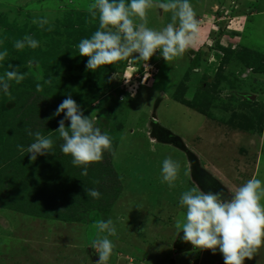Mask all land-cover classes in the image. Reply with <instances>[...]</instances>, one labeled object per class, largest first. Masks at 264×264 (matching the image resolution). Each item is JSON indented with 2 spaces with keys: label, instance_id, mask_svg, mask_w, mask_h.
Instances as JSON below:
<instances>
[{
  "label": "rangeland",
  "instance_id": "374dc122",
  "mask_svg": "<svg viewBox=\"0 0 264 264\" xmlns=\"http://www.w3.org/2000/svg\"><path fill=\"white\" fill-rule=\"evenodd\" d=\"M91 2L0 0V50L8 53L0 75L9 64L26 73L19 84L10 82L7 95L0 92V264H96L89 245L96 224L107 219L117 227L107 264H224L218 249L213 254L184 242L175 221L185 211L181 194L193 186L230 199L229 191H236L231 185L264 180V0H190L200 33L179 58L165 61L157 51L149 61L129 58L95 72L86 70L88 57L79 56L77 47L99 27L84 22ZM232 7L237 12L228 13ZM148 12L150 28L172 22L171 11ZM242 12L249 18L238 40L234 31L244 20L234 15ZM71 14L76 21L66 28ZM41 20L47 23L41 26ZM217 20L210 31L207 23ZM25 36L40 47L15 49ZM68 95L112 139L103 158L87 165V175L60 151L63 140L55 132L64 114L54 113ZM29 131L51 136V154L32 161L20 151L18 146L35 142ZM166 156L182 165L173 188L160 179ZM12 161L26 171L29 185L37 180L51 188L39 186L42 204L33 207L24 193L15 202L5 194L16 196L8 174ZM199 161L212 170L198 174ZM89 189L100 198L87 196ZM244 264H264V245Z\"/></svg>",
  "mask_w": 264,
  "mask_h": 264
},
{
  "label": "clouds",
  "instance_id": "9594fccd",
  "mask_svg": "<svg viewBox=\"0 0 264 264\" xmlns=\"http://www.w3.org/2000/svg\"><path fill=\"white\" fill-rule=\"evenodd\" d=\"M153 7L171 11L172 22L159 30L148 27L146 16ZM88 11L94 20L98 15L99 27L90 38L81 39L77 47L79 56L88 57L86 70L93 72L129 58L149 61L157 51L165 61L172 60L191 47L200 33L190 0H92ZM133 17H139L142 22L136 23ZM39 23L43 26L47 21ZM14 47L17 50L36 49L40 42L25 36L17 40ZM7 55L6 50H0V62ZM8 69L0 75V92L5 95L9 93L10 82L19 84L26 76L12 64ZM61 113L64 118L59 120L55 131L63 140L60 151L72 157L73 166H83L81 174L87 175V165L103 158V153L111 148L112 139L107 130L102 131L97 126L96 117L84 114L71 95L58 105L54 116ZM66 121L70 122L67 127ZM28 134L35 137V142L26 149L32 161L51 154L54 140L50 135L44 136L38 131ZM18 147L21 152L25 151L22 146ZM181 168L179 160L166 156L160 169L161 182L169 188L175 187ZM187 174L184 171V175ZM85 192L94 199L101 195L95 189ZM179 206L185 211L182 218L175 221L177 235L183 232L182 240L196 249L211 250L213 254L218 249L224 264H244L245 259H253L255 252L264 245V180L260 178L249 179L231 193L230 199L224 198L222 192H205L193 186L181 194ZM96 229L97 235L89 246L99 257L96 264H107L115 247L109 237L117 235V227L112 219H107L100 220Z\"/></svg>",
  "mask_w": 264,
  "mask_h": 264
},
{
  "label": "trees",
  "instance_id": "16d2710c",
  "mask_svg": "<svg viewBox=\"0 0 264 264\" xmlns=\"http://www.w3.org/2000/svg\"><path fill=\"white\" fill-rule=\"evenodd\" d=\"M87 11H88V8H87L86 12ZM87 14H89V12H87ZM71 15H72L71 18L67 19V21H66V24L67 25L64 26L66 28H70L71 26H73L74 22L76 21L75 20V16L73 14H71ZM91 20H92V24L90 23V25H93L94 26V25L99 24L98 20H96V19L94 20L91 15H89V17L85 18L84 22L85 23H88ZM74 27H75V25H74ZM74 27H73V29H74ZM211 31H214V30H211ZM241 31L242 30H240V31H234V32H236L239 35V33ZM25 151H26V148H25ZM12 163H13V168L11 167L10 170H11V172H12L13 175L10 174L9 172H8V174L10 175V178H12L14 180V182H15V184H14V192L16 193V196H13L14 194H12V195H10L8 193H5V194L8 196V198L10 200H12V201L15 202L16 200L22 199L24 196L22 197L21 196V193L22 194L24 193L25 194V199H27V200L30 199V202H31V204H32L33 207H34V204H36V203L42 204L41 203L42 202V200H41L42 194L39 191V186H40V188H42L44 190H51V188L49 186L45 187L42 181L36 182L37 180L36 181L35 180H32V184L29 185V183L26 180L27 179L26 171H20V163H16L14 161H12ZM20 173L24 174V176L22 178H20ZM27 174H28V172H27ZM17 175H18V177H17ZM18 180H20V182H18ZM51 180H52L51 177H48L46 179L47 183H49ZM30 189H31V191H30ZM43 192H45V191H43ZM0 202H5V201H3V199H0ZM4 205H6V204H4ZM10 207L13 208V209L16 208V207H14V205L13 206L11 205ZM31 210H33L34 213L37 216H41L40 215L41 212H42L41 210H39V212H37L34 209H31ZM55 216H57V215H55Z\"/></svg>",
  "mask_w": 264,
  "mask_h": 264
},
{
  "label": "crops",
  "instance_id": "0c3cea01",
  "mask_svg": "<svg viewBox=\"0 0 264 264\" xmlns=\"http://www.w3.org/2000/svg\"><path fill=\"white\" fill-rule=\"evenodd\" d=\"M237 6H238V5H237ZM231 11H232L233 13L237 12V11H235V10L233 9V7H232L231 9H229L227 12L230 13ZM245 11H246V12H249V14H252V13L254 14L253 10L245 9L244 12H245ZM244 12H242V14H236V15H234V16H237L239 19L242 18V20H244V25L242 24V28H244L245 24H246L247 21H248L247 18H249V17L246 16V14H244ZM228 13H227V14H228ZM240 13H241V12H240ZM236 19H237V18H236ZM242 20L240 19V23L243 22ZM215 22H216V23H215ZM215 22H214V24H210L211 22H210V23H207V24H209V26H210V31H211L212 29H215V26H218V24H217L218 20L215 21ZM242 28H241V30H242ZM237 31H240V30H237ZM209 33H210V32H209ZM236 36L238 37V34H237ZM201 37H202V36H201ZM207 37H208V35H207ZM237 39L240 40L239 37H238ZM238 40H237V41H238ZM256 136L259 137V140H260V142H261V140H262V136H263V132H262V131L257 132V135H256ZM257 152H258V149H257ZM202 156H203V155H202ZM200 159H202V158H200ZM195 161H198V157H197V155L195 156ZM255 167H256V162H255L253 168H255ZM211 168H212V166H210V165H207V164H204V165H203V162H201V165H200V161H199V163H198V169H201V171H203V173L199 171L198 174H200V173H201V174L209 173V171L212 170ZM254 170H255V169H253V171H254ZM253 174H254V173H252L251 176H253ZM193 178H194V177H193ZM193 178H192V180H191L192 182L194 181L195 184L201 185L200 182L198 183V181H199L198 179L195 178V180H194ZM250 178H251V177H250ZM247 181H248V180H247ZM225 183H227V182H225V181L222 182L223 185H225ZM245 183H246V182H245ZM222 184H221V185H222ZM227 184H228V183H227ZM219 185H220V183H219ZM221 185H220V187H222ZM228 185H231V184H228ZM224 187H226V186H224ZM199 188H200V187H199ZM202 188H203V186H202ZM202 188H201V189H202ZM226 188H227V187H226ZM231 188H235V189L237 190L238 185L235 183L234 186L231 185ZM203 189H204V188H203ZM229 192H230V193H233L232 191H229ZM4 252H5V251H4Z\"/></svg>",
  "mask_w": 264,
  "mask_h": 264
},
{
  "label": "bare ground",
  "instance_id": "6f19581e",
  "mask_svg": "<svg viewBox=\"0 0 264 264\" xmlns=\"http://www.w3.org/2000/svg\"><path fill=\"white\" fill-rule=\"evenodd\" d=\"M150 12H147V15H149ZM135 20H138V21H141L139 17H134ZM176 58H179V57H175ZM183 61V60H182ZM182 63H180L181 65ZM176 67V66H175ZM60 242V241H59ZM44 257V256H43ZM49 257V256H48ZM67 258V257H66Z\"/></svg>",
  "mask_w": 264,
  "mask_h": 264
},
{
  "label": "water",
  "instance_id": "95a60500",
  "mask_svg": "<svg viewBox=\"0 0 264 264\" xmlns=\"http://www.w3.org/2000/svg\"><path fill=\"white\" fill-rule=\"evenodd\" d=\"M250 98H252V97H250Z\"/></svg>",
  "mask_w": 264,
  "mask_h": 264
}]
</instances>
